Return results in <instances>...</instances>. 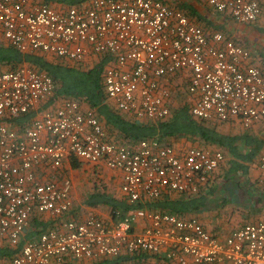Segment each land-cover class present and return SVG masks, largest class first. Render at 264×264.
I'll return each mask as SVG.
<instances>
[{"label":"built area","instance_id":"built-area-1","mask_svg":"<svg viewBox=\"0 0 264 264\" xmlns=\"http://www.w3.org/2000/svg\"><path fill=\"white\" fill-rule=\"evenodd\" d=\"M200 1L237 23L261 14L258 0ZM0 38L23 53L75 65L104 56L107 100L136 120L167 118L174 84L195 117L242 127L264 117V76L250 50L221 31L208 33L162 0H0ZM54 91L52 78L27 64L0 72V241L15 246L34 220L53 222L0 264L119 255L127 259L118 264H264V218L219 235L194 216L146 208L119 218L71 216V159L112 171L122 196L144 204L167 192L207 188L224 153L153 137L116 142L92 109L71 97L55 99ZM30 110L36 113L29 124H12ZM255 168L264 183V148Z\"/></svg>","mask_w":264,"mask_h":264},{"label":"trees","instance_id":"trees-1","mask_svg":"<svg viewBox=\"0 0 264 264\" xmlns=\"http://www.w3.org/2000/svg\"><path fill=\"white\" fill-rule=\"evenodd\" d=\"M39 1L56 5H77L84 0ZM162 1L181 10L190 21L200 25L208 33L221 31L250 50L251 63L257 65L264 76V0H258L261 14L254 21L249 22V24H256L259 20L263 21L262 25L255 27L260 37L253 49L246 42L233 38L223 29L224 25L219 24L218 21L215 24L210 18L203 15L194 3L184 0ZM213 12L218 13L215 10ZM106 61L107 59L102 56L91 64L75 65L42 52L23 53L0 38V72L16 69L22 64L45 71L55 84L54 98L71 97L76 99L83 108L92 109L106 132L116 142L127 143L152 137L167 143H175L180 140L184 145L222 150L224 160L214 172L212 184L193 195L167 192L154 200L141 204L129 202L123 196L108 192L104 185L99 187L98 184H92L93 188L84 198L85 204L91 207L105 206L113 218L123 217L128 211L136 208L190 216L200 209H204L209 203V199L215 198L213 196H216L214 192L218 188V180L223 178L225 182L233 181L236 186H239L240 183L246 192L255 193L253 194V204L258 209L261 206L264 207V185L260 184L257 176H252L250 172V168L256 170V159L264 148V117L259 118L249 127H242L236 122L198 118L192 115L191 102L187 96L180 95L181 97L173 100L167 118L157 121L136 120L117 110L114 104L107 100L102 83ZM35 113V110L27 111L14 116L11 122L21 128L25 124H29ZM227 124L230 131L225 128ZM70 163L73 168H79L82 165L77 159H71ZM52 223L51 219H48V222L34 220L25 236L15 246L0 241V260H9L19 252L25 241L35 239L42 230L53 226ZM125 259L127 256L119 255L90 262L69 260L65 264H118Z\"/></svg>","mask_w":264,"mask_h":264},{"label":"rangeland","instance_id":"rangeland-1","mask_svg":"<svg viewBox=\"0 0 264 264\" xmlns=\"http://www.w3.org/2000/svg\"><path fill=\"white\" fill-rule=\"evenodd\" d=\"M184 1L194 3L195 6L198 8V10L207 18H210L215 24L218 21L219 24L224 25L223 29L226 32H228L233 38H236L242 42H246L251 47V49L255 48V45L258 43L260 37L255 27L262 25L263 21L260 22L259 20V22H257L256 24L237 23L232 21L228 17H224L221 14L213 12L211 8L207 7L200 0H184ZM179 95L185 96L183 91H180ZM175 143L182 146H186L182 144L183 141L180 140H177ZM88 168L89 167L83 165L80 166L79 168L73 169L72 171V178L75 184V188H77V186L79 188L77 189V193H76L78 201L80 199V193H79V190H81L80 188L82 189L84 188L86 190L89 188V186L95 184L98 181L103 183L106 189H109V191L116 190L117 182L115 181V178L111 174L112 172L108 170L104 171L102 168L100 169L90 168L89 170ZM106 178H110V179L107 180ZM256 178H258L260 184L264 185L263 181H261L260 176H257ZM222 180L223 178H219L218 180V186H217L218 188L214 192L216 196H213L215 198L209 199L210 201L204 207V209L202 208L192 215L196 218L200 217L201 219H205L209 224V227L207 228L208 231L217 233L219 235H224L229 231L237 227H240L242 224L246 222H251V221L254 222L257 219L259 220L261 218H264V207L261 206L260 209H258L256 208V205L253 204L254 202L253 194L255 193L246 192V190H244V187H242L240 183L239 186H236L234 185L233 181L225 182L223 180L222 182ZM94 211H91V213L100 215L98 213H94ZM201 224L204 226L203 223Z\"/></svg>","mask_w":264,"mask_h":264},{"label":"crops","instance_id":"crops-1","mask_svg":"<svg viewBox=\"0 0 264 264\" xmlns=\"http://www.w3.org/2000/svg\"><path fill=\"white\" fill-rule=\"evenodd\" d=\"M179 80V79H178ZM173 87H172V92H171V99H172V103H173V100H176L178 97H181L180 95H179V93H180V91H182V86L181 85H177V84H174V85H172ZM179 87H181V88H179ZM178 93V94H177ZM184 95H186L185 93H184ZM225 128L226 129H229V125L227 124V125H225ZM234 130V129H233ZM228 131H230V129L228 130ZM96 168H98V169H100V167H96ZM74 169H76V168H74ZM104 171H107V169H105V168H102ZM89 170V169H88ZM250 172H252L251 174H253L252 176H259V171L256 169H253V168H250ZM108 171H110V170H108ZM110 172H112V171H110ZM105 173V172H104ZM112 175H113V177L115 178V181L117 182V179H116V177L114 176V174H113V172L111 173ZM89 175H90V173H89ZM91 177H92V175H91ZM73 179V178H72ZM107 180L108 179H110V178H106ZM95 184H97V183H95ZM94 184V185H95ZM116 184V183H115ZM111 185V184H110ZM105 186V185H104ZM116 186L118 187V185L116 184ZM116 187V190L115 191H109V189H106L108 192H111L112 194H115V195H118V196H122V194H121V192L120 191H118V188ZM93 187H92V185L91 186H89V188L88 189H82V188H80L81 190H79V193H80V199H79V201L77 200V196H76V193H77V189H79L78 188V186H77V188H75V184H74V181H73V187H72V190H73V199H72V204H71V210H70V215L72 216H75L76 218H83V217H85V216H87V215H89V214H93V213H91V211H94V213H98V214H100L102 217H104V215H107V214H109V210H108V208L107 207H105V206H102V205H100V206H97V207H91V206H89V205H87V204H85L84 203V198H85V196L91 191V189H92ZM74 194H75V196H74ZM86 212H88V213H86ZM95 215H97V214H95ZM190 216H192V215H190ZM198 218V220L201 222V223H203L204 224V226H205V228L207 229L208 227H209V224L207 223V221L205 220V219H201L200 217H197ZM41 220H45V219H41ZM46 222V221H45ZM49 227V226H48Z\"/></svg>","mask_w":264,"mask_h":264}]
</instances>
